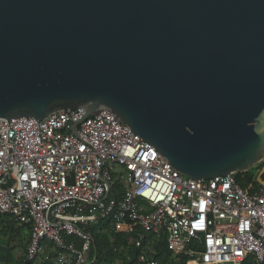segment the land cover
<instances>
[{
  "label": "water",
  "instance_id": "water-1",
  "mask_svg": "<svg viewBox=\"0 0 264 264\" xmlns=\"http://www.w3.org/2000/svg\"><path fill=\"white\" fill-rule=\"evenodd\" d=\"M103 110L195 181L264 175V0H0V119Z\"/></svg>",
  "mask_w": 264,
  "mask_h": 264
},
{
  "label": "built area",
  "instance_id": "built-area-1",
  "mask_svg": "<svg viewBox=\"0 0 264 264\" xmlns=\"http://www.w3.org/2000/svg\"><path fill=\"white\" fill-rule=\"evenodd\" d=\"M85 114L0 119V216L29 230L24 263L52 247L89 264V228L108 221L140 250L136 264H159L161 243L174 262L264 264V175L255 190L236 174L191 180L110 112Z\"/></svg>",
  "mask_w": 264,
  "mask_h": 264
},
{
  "label": "rangeland",
  "instance_id": "rangeland-1",
  "mask_svg": "<svg viewBox=\"0 0 264 264\" xmlns=\"http://www.w3.org/2000/svg\"><path fill=\"white\" fill-rule=\"evenodd\" d=\"M261 167L262 163L253 168L259 172ZM108 227L109 229L105 226L98 227L95 232L99 238L110 240L107 247L113 256L111 264H129L133 261V246L128 238H124L127 234L118 233L112 225ZM123 230V228H119V231ZM116 235L118 236L114 238ZM28 238L29 230L27 228L13 225L8 219H0V264H19L23 259ZM59 259V253L53 251L52 247H46L45 253L31 264H63Z\"/></svg>",
  "mask_w": 264,
  "mask_h": 264
},
{
  "label": "trees",
  "instance_id": "trees-1",
  "mask_svg": "<svg viewBox=\"0 0 264 264\" xmlns=\"http://www.w3.org/2000/svg\"><path fill=\"white\" fill-rule=\"evenodd\" d=\"M262 166H263V164H262ZM258 173L259 172L257 171L256 168H253V169L251 168L248 171L243 172V173H236V175H235L236 183L243 190L248 189L250 186H252V188L255 190V189L259 188V186H260L257 183ZM0 219L1 220L8 219L10 223H12L13 225H16L15 222L13 221V219L9 216H0ZM110 225H111V223L106 221L99 226L89 228V232L91 233V235L93 237V245L91 248L90 261H89L92 264H111L113 262L112 253L107 247V244L110 240L105 239L103 237L99 238L95 232V230L98 227L105 226V227H107V229H109L108 226H110ZM23 228H25V227H23ZM117 236L118 235L114 236V238H116ZM124 238H126V239L128 238V240L130 239L129 236H125ZM148 239H150V237H148ZM132 248H133V261L130 262L129 264H136L137 263V256H138L140 250L136 249L134 246ZM157 251H158V253H157L155 258L159 262V264H189V261L186 258H181L179 260V262H174V261L170 260L169 254L166 253L164 243H161L157 247ZM91 263H89V264H91ZM19 264H31V263H24L23 261H21V262H19ZM244 264H255V263L253 262V260L249 259Z\"/></svg>",
  "mask_w": 264,
  "mask_h": 264
}]
</instances>
